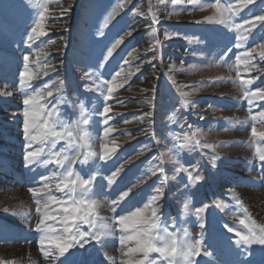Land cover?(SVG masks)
I'll return each instance as SVG.
<instances>
[{
  "label": "rangeland",
  "instance_id": "374dc122",
  "mask_svg": "<svg viewBox=\"0 0 264 264\" xmlns=\"http://www.w3.org/2000/svg\"><path fill=\"white\" fill-rule=\"evenodd\" d=\"M215 2L0 0V264H54L40 250L41 235L35 230L39 215L28 189L41 187L38 178L50 176L55 167L41 164L32 171L23 161L24 91L19 73L25 70L24 55L30 57L29 71L34 77L29 92L46 94L51 88L67 120L75 123L82 117L90 118L89 126L81 123L80 127L89 132L97 156L87 166L76 167L84 176L97 174L95 192L100 207L94 231L111 229L115 215L144 208L162 182L160 203L165 226L180 236L186 229L190 240L201 239L203 233V246L212 255L197 257L199 264H227L235 252L240 253L239 246L222 245L215 236L230 234L225 237L234 242L236 231L246 232L240 219L256 230L264 227V162L256 151L264 148V139L251 134L253 126L258 132L264 131V120L258 115L264 111V101L249 105L244 97L245 89L264 87V60L260 57L264 49L259 47L264 44V24H257L250 35L243 28H235V24L264 14V2L255 0L240 10L232 17L231 28L217 22ZM220 2L232 4L233 11L238 7V0ZM64 9L69 11L62 16ZM40 12H44L49 35L29 47L26 35ZM239 36L247 39L238 49L235 44ZM117 40L121 43L108 57ZM246 50L254 57L251 69L236 60ZM117 71L121 74L111 99L86 90V86L95 89L96 85L84 79L85 72L96 73V84H100L111 80ZM245 80L253 83L245 84ZM4 92L12 95L4 96ZM181 93H187L193 103L185 106ZM56 100L48 98V106ZM106 104L111 108L107 124L101 115ZM106 128L112 131L105 138ZM102 144L116 148L107 161L99 159ZM62 146L58 144L57 150ZM181 165L193 177L203 179L189 182L188 171H178ZM159 167L165 169L163 175L156 171ZM117 170L109 185L107 177ZM56 182L54 178L47 181L50 190H44L45 200L48 195L66 199L56 190ZM129 188V196L113 213L112 200ZM185 203L189 205L187 211L183 209ZM203 205L208 207L197 216L195 209ZM58 209L49 202L53 215H63ZM201 218L203 229L199 227ZM49 223L59 233L60 225ZM229 227L234 231L229 232ZM88 229L81 224V230ZM102 241L92 240L83 248L70 249L74 253L70 259L75 264H112L107 258L115 257V264H120L119 232ZM219 255L225 262L220 263ZM246 257L248 263L264 264V246L253 245ZM235 259L232 264H241Z\"/></svg>",
  "mask_w": 264,
  "mask_h": 264
},
{
  "label": "snow or ice",
  "instance_id": "6c2138e0",
  "mask_svg": "<svg viewBox=\"0 0 264 264\" xmlns=\"http://www.w3.org/2000/svg\"><path fill=\"white\" fill-rule=\"evenodd\" d=\"M163 2L164 0H161V3ZM175 2L176 0H173V3ZM254 3L255 0H238V7L233 11L232 4L224 5L220 0H216L214 7L219 13L217 22L231 28L232 17L238 14L240 10L248 8L249 5ZM68 11L69 9H64L61 15H67ZM43 20L44 12H40L39 19L34 22V25L26 35L25 42L29 47L39 41L41 37L49 35L45 31ZM257 24H264V14L246 19L243 21V24H235V28H243L250 35L251 30ZM245 25L248 27L245 28ZM127 35H131V33L129 32ZM245 39H247L245 36L237 37L235 47L241 48V41ZM41 42L43 43V41ZM120 43L121 40H117L109 48L108 57L112 55L113 49ZM259 47L264 49V44H260ZM228 51H231V49L229 48ZM252 51H255V49ZM252 51L246 50L241 52L236 56V60L251 69L255 66L250 63L254 59ZM260 57L264 60V51L260 53ZM29 60V55L23 56L25 70L19 73L20 88L24 91L22 101V134L25 141L23 153L24 166L32 171L35 170L36 166L41 164L44 166L53 165L55 167V170L51 171L50 176L42 175L38 178L42 185L41 187H29L28 189L37 205L36 213L39 215V219L35 224V230L41 235L39 245L43 256L53 261L54 264H75L70 259L74 255V253L69 251L70 249L83 248L85 244L92 240L103 242L102 238L114 237L117 232H119V244L121 246L120 252L122 258L120 259V264H158V259L160 264H199V261L196 259L197 257L211 256L212 253L208 252L203 246V233H201V239L190 240L187 239L189 233L186 229L183 232V236H180L177 231H170L165 226L163 219L164 212L160 203L164 196V192L162 191L163 182L156 188L155 194L151 196V199L144 208H137L126 214L115 215L111 229H106L102 232L100 230H93L99 218L98 209L100 207L99 201L96 198L99 194L95 192L97 174L93 172L88 176H84L76 167L77 165L82 167L87 166L97 156V153L91 148L89 132L80 127L81 123L84 126H89L90 118L82 117L75 123L67 120L59 111L57 105H59L60 101L56 100L51 88L47 90L46 94L35 90L29 92L28 89H32L31 81L34 79L29 71ZM52 70L54 71L55 69ZM120 74V71H117L111 80H103L100 84H96L99 76L94 72H85L84 79L92 80V83L96 85L95 89L86 86V90L98 91L105 100L111 99L115 90V81ZM45 75H47V72H45ZM124 79L127 80V77ZM64 83L65 81L63 80L59 81L60 85H64ZM243 83L252 84L253 80H245ZM57 92H59V89ZM3 95L11 96L12 92H4ZM181 95L185 97L183 100L185 106L193 103L187 99V93H181ZM244 97L247 99L249 105L255 100L264 101V87L257 88L255 91L245 89ZM48 98L56 100V103L52 104L51 107L48 106ZM110 111V106L106 104L101 113L105 117V124H107L110 118L108 117ZM13 115L15 116L16 114L14 113ZM258 115L264 120V111H260ZM255 119L256 116H253V120ZM111 131L112 129L110 128L105 129V138ZM251 134L253 137L264 139V131L258 132L255 126L251 128ZM197 143L199 142L197 141ZM58 144L63 145L59 150H57ZM113 145H115L114 141ZM101 148L102 153L99 154L101 161H107L116 151L115 146L109 148L107 144H102ZM256 151L259 153V160L264 162V148H257ZM215 159L213 156V166H215ZM118 171L112 172L107 177L109 185L113 183ZM156 171L162 175L165 173L163 167H159ZM178 171H188V169L181 165ZM153 174L155 175L156 172L154 171ZM53 178L57 181L56 190L63 193L66 199H58L55 195H48L47 199H44V190H50V184L47 181ZM192 179L200 181L203 177L200 175L193 177L192 173L188 171L189 182ZM131 191L132 189L129 188L127 191H123L117 199L112 200L111 211L113 213H116L121 202L129 196ZM49 202L58 205V210L63 215H53L49 211ZM240 203L241 201L238 200L237 204ZM188 207L187 203L183 205L185 211H187ZM207 207L208 205L197 207L195 209L196 215L200 216L201 213L205 212ZM149 211L150 215L147 214ZM49 221L60 225L59 233L57 232V228L50 224ZM239 222L245 227L246 232H235L237 237L235 244L241 250L239 254L241 264H246L243 257L251 255L252 246H264V227L256 230L243 218ZM174 223L173 221V226ZM81 224L88 225L89 229L87 231L81 230ZM199 227L201 229L205 227L202 218ZM227 230L229 232L234 231L231 227ZM153 254H157V258H153ZM107 259L112 261V264H115V257H108Z\"/></svg>",
  "mask_w": 264,
  "mask_h": 264
},
{
  "label": "bare ground",
  "instance_id": "6f19581e",
  "mask_svg": "<svg viewBox=\"0 0 264 264\" xmlns=\"http://www.w3.org/2000/svg\"><path fill=\"white\" fill-rule=\"evenodd\" d=\"M262 215V214H261Z\"/></svg>",
  "mask_w": 264,
  "mask_h": 264
}]
</instances>
